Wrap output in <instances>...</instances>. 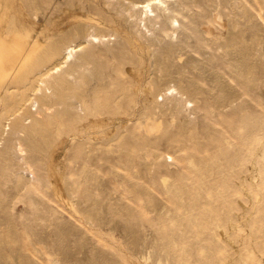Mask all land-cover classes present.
Wrapping results in <instances>:
<instances>
[{
  "label": "rangeland",
  "instance_id": "1",
  "mask_svg": "<svg viewBox=\"0 0 264 264\" xmlns=\"http://www.w3.org/2000/svg\"><path fill=\"white\" fill-rule=\"evenodd\" d=\"M0 264H264V0H0Z\"/></svg>",
  "mask_w": 264,
  "mask_h": 264
},
{
  "label": "bare ground",
  "instance_id": "2",
  "mask_svg": "<svg viewBox=\"0 0 264 264\" xmlns=\"http://www.w3.org/2000/svg\"><path fill=\"white\" fill-rule=\"evenodd\" d=\"M34 46V44H31L26 48L24 44L15 45L13 44V40L5 38L0 34V75L7 70L6 67L11 69L15 62L20 64L22 60L24 61L31 53ZM19 58H21V61ZM2 67H4L5 70Z\"/></svg>",
  "mask_w": 264,
  "mask_h": 264
}]
</instances>
